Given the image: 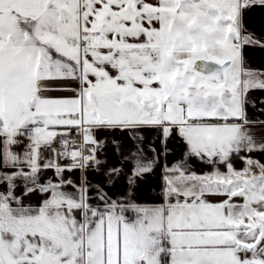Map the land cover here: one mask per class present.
<instances>
[{
	"label": "snow or ice",
	"instance_id": "6c2138e0",
	"mask_svg": "<svg viewBox=\"0 0 264 264\" xmlns=\"http://www.w3.org/2000/svg\"><path fill=\"white\" fill-rule=\"evenodd\" d=\"M254 11L0 0V264H264Z\"/></svg>",
	"mask_w": 264,
	"mask_h": 264
},
{
	"label": "crops",
	"instance_id": "0c3cea01",
	"mask_svg": "<svg viewBox=\"0 0 264 264\" xmlns=\"http://www.w3.org/2000/svg\"><path fill=\"white\" fill-rule=\"evenodd\" d=\"M262 24H264V18L261 17L259 11H254L253 13L249 15V26L254 31L259 32ZM249 52H250V57L252 59V62L254 64H260L261 62H264V56H262L259 52H253L251 49L249 50ZM254 95H260V93H254ZM90 179L95 181L98 178L92 175L90 176ZM143 194H144L145 199H151V197L147 194V186L144 187Z\"/></svg>",
	"mask_w": 264,
	"mask_h": 264
}]
</instances>
